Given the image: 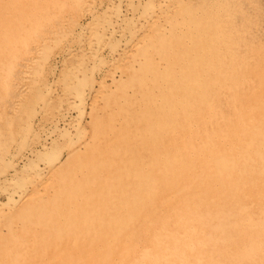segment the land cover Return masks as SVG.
I'll list each match as a JSON object with an SVG mask.
<instances>
[{
  "label": "bare ground",
  "instance_id": "bare-ground-1",
  "mask_svg": "<svg viewBox=\"0 0 264 264\" xmlns=\"http://www.w3.org/2000/svg\"><path fill=\"white\" fill-rule=\"evenodd\" d=\"M51 1L0 0V30L23 28L16 13L34 29L56 19L54 34L69 29L61 54L89 60L92 73L82 87L73 65L77 86L47 124L67 122L59 152L43 143L32 161L46 128L21 124L36 138L0 170L11 188L15 165L27 174L0 201V264H264V10L253 0ZM116 41L118 90L95 75Z\"/></svg>",
  "mask_w": 264,
  "mask_h": 264
},
{
  "label": "rangeland",
  "instance_id": "rangeland-1",
  "mask_svg": "<svg viewBox=\"0 0 264 264\" xmlns=\"http://www.w3.org/2000/svg\"><path fill=\"white\" fill-rule=\"evenodd\" d=\"M102 1L105 2L106 0H102ZM253 1L257 3V5L260 8L264 10V0H253ZM61 2L62 0H52L51 4L57 5ZM75 2L76 1L74 0V5L77 8L78 5ZM84 7H86V5H83V8ZM13 9L15 10V12L21 11L20 13H23V14H24V11H26L25 7L20 8L17 6V7H14ZM97 12L100 14L103 11L100 8ZM78 15H79V12H78ZM13 16H15V18L13 19V22L14 23L18 22V23L23 24V28L17 29V25L10 26L7 28V31L9 32L7 34H5L3 30H0V53H1L0 54V72H2L0 73V77L2 76L0 79V82H1L0 87L1 86L3 87V88L2 87L0 88V93H1L0 94V170L2 168V165L10 159V156H12V153H11L12 149L14 150L18 146L30 142L36 136V133H28V132L21 131V124L23 125V123L30 121L34 118L38 120L39 118H41L40 120L41 124L38 127L46 128V133L43 135L41 141L36 146L38 152L33 154V156L31 155L30 159L35 158V159H32V161H35V162L41 159L42 155H39V154L41 153L44 154L43 150L41 149V145L43 143L47 144L48 152L50 154L54 153L55 151L59 152L61 150L64 144L62 134L64 133L65 124L67 122L62 120L63 122L60 121L57 124V126L54 128H51V126L49 127L47 124H49L56 117L57 112L59 110L64 109V99L62 97L63 89L65 88L66 90L69 91L74 88L73 86H77L76 74L73 71L74 67L81 65V68L83 71L79 74L78 80L80 83L79 85L82 84L81 85L82 87L83 85H85V82L89 79L92 73L90 72L92 71L91 69L92 66L89 60L87 59L85 60V58H83L80 55H76V54H72L69 56H64L61 54L62 47H61L60 40H62V38H64V36H66L69 33V29L66 31L62 29L61 31H64V33H62L61 36H59L60 34L59 35H57L56 33L54 34V32L57 31V28L59 27V23L58 21H56V19H52L50 23L46 25L44 24V26L41 25V27L37 26L34 29V27H31L30 21L27 20L28 19L27 13L24 14L25 19L24 17L20 18L21 16L19 17L17 13ZM263 19H264V15H263ZM51 24H53L52 26L55 25L56 28L50 26ZM42 27H44L46 30ZM22 29H23V32H21ZM132 31H129V32H131L132 34ZM39 32H40V36H39ZM44 32L46 33L45 34L46 36H44ZM11 37L12 38L14 37V39H12ZM13 41L15 45L13 44ZM114 44H115V46L113 45V48L115 49L114 53L108 54L107 51H105V58L102 59L99 65L98 74L96 72L95 75L98 78L102 73L107 74L108 75L107 83L111 85L112 88L118 90L120 86L124 88L123 81L125 79L124 77L126 76V74H122V72L120 71V68L114 65V58H118L116 54L119 53L121 49V44H119V41L114 42ZM9 46H11V48ZM6 54H8L9 56L8 55L6 56ZM113 56H116V57H113ZM2 57H4V59ZM7 57H9V60ZM138 59H139V56H134V62L136 64H137ZM107 71L108 73H106ZM130 71L131 69L127 70V72H130ZM2 80L4 83H2ZM8 80L12 82L9 83ZM25 88L27 89L24 90ZM113 97H114V94L110 96H102L97 100L96 104L98 107H100L102 106V104L104 105L105 103H107V101H113L114 99ZM36 104H38V109L40 113L38 112V110L36 112L35 109L33 108ZM42 109L44 111H42ZM89 111H90V107L88 108V106H86L85 116L88 115ZM76 114H77V111L75 110L71 111L72 117H75ZM53 137L57 139V141H54V140L52 141V139H50ZM35 138L33 140H35ZM13 159H16V158L13 157ZM15 169L17 170L18 174L14 176L15 179L13 181L12 188L7 186L8 184H3L2 182L3 179H0V201L1 202H5L7 200L9 191L19 189L20 187L25 186V184L27 183L26 176H25L26 172L23 171L22 166L15 165ZM4 187H6L7 189Z\"/></svg>",
  "mask_w": 264,
  "mask_h": 264
}]
</instances>
